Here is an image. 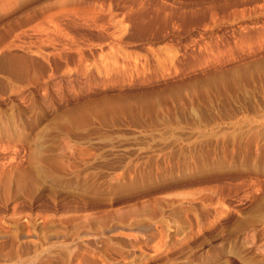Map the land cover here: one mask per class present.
<instances>
[{
  "label": "rangeland",
  "instance_id": "374dc122",
  "mask_svg": "<svg viewBox=\"0 0 264 264\" xmlns=\"http://www.w3.org/2000/svg\"><path fill=\"white\" fill-rule=\"evenodd\" d=\"M0 264H264V0H0Z\"/></svg>",
  "mask_w": 264,
  "mask_h": 264
}]
</instances>
